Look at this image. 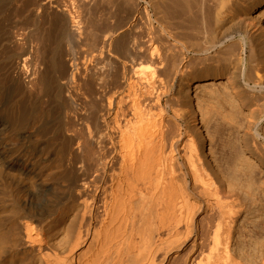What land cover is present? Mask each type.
Masks as SVG:
<instances>
[{
    "label": "bare ground",
    "instance_id": "1",
    "mask_svg": "<svg viewBox=\"0 0 264 264\" xmlns=\"http://www.w3.org/2000/svg\"><path fill=\"white\" fill-rule=\"evenodd\" d=\"M112 1L116 5L122 2ZM185 1L181 2L190 5V0ZM199 1L198 15L203 20L202 26L206 22L204 32L209 33L204 35L213 36L209 38L213 41L206 43L212 45L208 49H203L207 45L204 41L202 47L200 40L202 48L195 49L199 44L195 40L194 45V39L191 43L195 48L190 49L191 38H187L189 47L184 45L189 49H139L125 37L137 21L133 8L129 12L131 24L124 31L116 36L103 34L102 46L114 49H103L102 64L79 67L78 60L73 59L69 65L61 64L60 69L55 70L54 64L59 65L55 63L58 51L56 47L49 48L56 46L50 31L54 30L61 40L68 42L71 38L72 43L78 42L81 36L77 16L68 15L64 9L56 14L58 17L54 15L55 22L42 24L40 19L36 22V48L29 45V49L19 52L12 49L7 53L10 65L6 66L8 70L4 69L6 72H0V100L3 93L4 97L6 93L11 97L8 95L2 111L6 120L3 124L16 132L20 126L32 125L55 113L57 122L52 132L55 137L52 159L46 155L47 148L38 143L23 153L15 148L5 152L7 156L0 153V264H32L34 257L38 264H248L230 252L231 230L237 215L235 204L239 203L232 200L235 195L232 196L231 187L238 164L234 169L230 162L214 160L221 176L215 174L212 162L200 154L196 134L188 124H183V114L174 109L180 94L175 96L177 99L172 95L177 86L189 79L194 63L186 59L185 52L193 53L195 58L192 57L200 66L212 61L210 54L218 50V57L223 55L221 53L225 55L228 49L225 43L234 38L224 35L221 40L218 28L217 41L212 28L215 24L211 30L209 21H215L212 15L221 18L228 10L227 5L234 7L232 3L236 0H231L230 4L229 0ZM196 2L192 1L194 5ZM45 7L39 10L45 12ZM186 11L190 12V8ZM160 17L158 20H164ZM238 34L245 45L244 36ZM222 47L223 52L217 49ZM228 57L225 58L228 60ZM252 72L249 69L244 77L248 87L254 84L251 92L257 88L254 79L258 80L252 77ZM258 88L256 93L264 92ZM34 94L48 97L47 111L42 110L41 100ZM171 101L175 102V107ZM253 124L254 132H264V114ZM3 140L5 138H1ZM225 153L226 157L228 152ZM228 157L230 155L227 161H233ZM49 161L59 169L65 163L69 179L61 173H48V168H40ZM241 172L243 174V170ZM49 177L58 180V186L65 179L66 184L62 187L64 191L54 197L52 206L42 207L40 202L50 191L45 179ZM225 184L227 190L223 187ZM64 205H69L64 216L71 213L72 218L64 236L53 244L45 226L50 223L54 210ZM259 261L258 264H264V259Z\"/></svg>",
    "mask_w": 264,
    "mask_h": 264
},
{
    "label": "rangeland",
    "instance_id": "2",
    "mask_svg": "<svg viewBox=\"0 0 264 264\" xmlns=\"http://www.w3.org/2000/svg\"><path fill=\"white\" fill-rule=\"evenodd\" d=\"M152 1L153 0H122L121 5L119 3L116 5V2L112 0H0V72L2 73V71L6 68L8 70V65L10 64L7 59V53L10 52V50L14 49L19 52L22 49H29V45L32 46L33 49L34 46L36 48V43L38 42L36 39L34 40V25L39 19L42 24L55 22L54 15L55 17H58L56 14L63 12L64 9L68 15L71 13L72 16H77L75 20H78L79 24L81 23V40L78 38V42L73 41L75 44L78 43L75 45L72 43L71 38H69L68 42L64 39L61 40L62 38L59 37L60 35H57V33L54 34V30L50 31L51 40L54 38L52 41L56 46L51 45L49 48L55 49L56 47L58 51L55 63H58L59 65L54 64L55 70H59L60 68L58 67L61 64L69 65L70 61L72 62L73 59L78 60L77 63H80L79 67L91 68L102 64V58L104 56L103 49H114L113 46L107 48L102 46L101 38L103 37V34H105V36H112L113 34V36H116L117 33L119 34L124 31L131 24L132 18L130 17L129 12L133 8L134 10L136 9L137 21H135V24L130 29L129 34H126L127 36L125 37H129L131 43H135L139 49H187L189 47V43L191 44V47H193H190V49H194L195 47V49H199L201 46L204 47L202 45L204 41L205 46L207 45V42L213 41L211 39L209 40V38H212L213 36L211 37V35H208L210 36L208 37L206 35V37L204 35V33H209H207L208 31L204 32L207 30V28L205 29L206 22H203L204 26H202L201 23L203 20H201V17L198 15V9L200 11L199 0H190L191 3L189 2L190 5H188L190 6V12L186 11L189 8L187 3L184 4L186 2L185 0H183L184 3L181 2L182 0L179 2L173 0L172 2L169 0L170 3L168 0H158L159 4L156 3L157 0ZM192 1L194 3L197 1L195 4L196 6L192 3ZM230 1L231 0H229V4L231 3ZM52 3H55V5ZM223 3L225 5V1ZM234 3H232L234 5L232 8L231 4L227 5L228 10L230 9V13H228V10L227 12L223 10L225 12V14H223L224 16L222 15L220 16L221 18H214L212 15L210 17L215 19V21H209L212 24L211 26L209 25L210 29L212 30L213 28V31L216 34V39L219 34L221 40L224 39V35H228L226 38L231 35L234 36L231 41L226 42L224 45L226 48L228 47V49L231 50V53L228 49H226L227 51H224V46L222 48H217L222 49L221 52L224 51L225 55L227 54L225 56L224 53H221L224 55H221L222 58L229 56L228 60L227 58L224 60L220 58L222 61L219 60V57L221 56L218 57L220 54V50H218L219 54L216 52L210 54L213 62L211 60L207 61V64L204 62L205 66H203L204 63L202 65L200 63V68L198 65L199 63L194 59L195 56L193 53L191 55V53L185 52L186 59L193 60V64H195V66L193 64L191 65V69L193 66L194 68L192 71L190 69L189 79L182 82L181 86H177L173 93L174 95H172L174 98L178 94L181 95L177 96L179 103L175 100L177 98L173 100L176 102V105H178L177 108L174 106L175 102L172 103L173 101H171L170 104H173L172 106L175 107V110H178L177 112L185 115H182L183 119H185L183 124H188V126L192 128V133L196 134L195 136L196 141H198L197 144L199 151L201 152L200 154L202 158L204 157L203 159L212 162L215 174L219 177L221 176L213 163L214 160L218 163L219 161L220 163H223V161L230 162L232 163V167L238 164L235 166L236 170L239 168L243 170V174H241L242 172L240 169L241 173L239 170H235L237 173L234 171V177L236 176V178H240H237V180L234 178L232 180V196L233 193L235 195L232 198H236L232 200L239 202H237L238 205L235 204V211L237 210L240 212L236 211L237 215L235 214V223L233 224V229L231 230L230 252H233L231 254L236 257L239 255L238 257L245 261V263L258 264L260 259H264V151H262L264 148V135H262V133L264 132H262V130L254 132L255 130L253 128H255V124L253 123H256L257 120L264 114V92L256 93V91H259L258 87H260V90L262 88L264 91V0H236ZM48 4L49 6L53 5L51 6L52 8L49 7ZM56 4H58V6ZM153 4H155V6ZM174 4L178 5L173 6ZM181 4L184 5V9H182L183 6L181 7ZM41 6L45 7L47 10L45 12L43 10H39L41 9ZM73 8L75 10H73ZM158 17H163L165 21L162 19L158 20ZM216 19H219L221 23ZM216 21H218L217 24ZM162 23L167 25V27L165 26L166 28H163L164 25ZM114 26L119 30L113 28ZM165 29H168L169 31H172L173 29V31L166 32V30L164 32ZM238 33H240L241 36H244L245 45L242 44L241 37L237 36ZM186 34L192 36L187 37ZM194 34H196V36ZM187 38H191V40L189 39V43ZM195 40L198 44V40H200V44L202 43L201 46L199 44L197 47ZM191 41L194 45L196 44L195 47ZM214 41L216 42V40ZM249 42L252 43L249 44ZM184 45L188 47H185ZM211 46L207 45L203 49L211 48ZM74 51L75 53H73ZM73 54L75 56H73ZM225 60L227 61L225 62ZM234 62L235 64L233 65ZM252 64L254 66L251 67H254L255 69L249 67ZM248 68L251 69V72L254 70V72H252L254 73V76L252 77H255L260 82L259 83L257 82L258 80L254 79L257 88L254 89L255 91L253 92H251V89L254 87V84H250L252 87H248L246 85V78H244L246 77L245 74L249 70ZM6 71L4 70L3 72ZM239 73H242V76ZM177 91L181 93H178ZM4 92L6 91L4 90ZM78 93H80V91H78ZM251 93L256 94L252 96ZM64 94H66V92H64ZM8 95L11 97L10 94ZM8 95L6 93L4 97L3 93L0 100V153L7 156L5 152L10 151L12 148H15L23 153L26 149H30L33 145L38 143L41 147L47 148L48 151L46 152V155H49L52 159V156L55 153L54 145H52L55 137H52V132L54 125L57 122L56 113L49 117H42L32 125L20 126L15 132V130H12V128L8 125L3 124L5 116L2 111H4L6 102L9 100ZM35 96L38 97L39 101L41 100L40 107L42 110L47 111V107L49 106L48 97L46 98L44 97L45 95L43 96L42 94H36ZM180 97L184 99L182 103H180L182 100H180ZM170 114L171 113L168 110L167 116ZM1 124H3L4 127ZM249 125L254 127H250ZM7 135L9 138H6ZM1 138H5V140L1 141ZM254 142H257L258 144L256 145ZM224 144L225 146H228H222ZM224 150L228 152H226L228 156L230 155L228 159L230 158L234 162L230 160L227 161V155ZM224 153L226 157L224 156ZM222 157H224L223 160ZM225 158L226 161L224 160ZM40 168H48V173L50 174L58 173L59 175L61 173V175L63 177L65 176L66 179H69L70 177L68 176L70 175L69 169L65 163L59 169L53 162L49 161L43 163ZM241 177H243V179ZM45 179H47L46 185L48 184L47 188L50 189V191L49 193H46L45 198L40 202L42 207H46V205L52 206L54 197L64 191V188L62 187L66 184V179L62 180L64 183L59 186L57 185L58 180L50 177ZM238 182H241L242 185ZM243 185H245V187ZM225 186L227 185H223L224 189L228 187ZM64 206L58 207V210H54L49 219L50 223L45 226V232L49 237L50 243L55 244L64 236V230L72 218L71 213L64 216L65 212L68 211L69 205ZM186 246H188V244H186L185 247ZM32 264H38L36 257L32 259Z\"/></svg>",
    "mask_w": 264,
    "mask_h": 264
}]
</instances>
